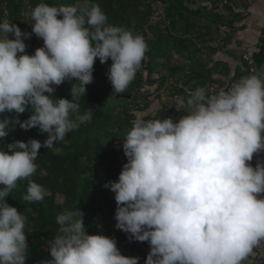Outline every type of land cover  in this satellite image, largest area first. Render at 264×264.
<instances>
[{
	"label": "clouds",
	"instance_id": "clouds-1",
	"mask_svg": "<svg viewBox=\"0 0 264 264\" xmlns=\"http://www.w3.org/2000/svg\"><path fill=\"white\" fill-rule=\"evenodd\" d=\"M31 18V33L0 21V141L17 125L38 128L47 139L0 148V264H26L27 218L6 198L27 181L23 199L44 200L47 190L31 179L35 161L42 147L53 149L91 121L93 110L80 114L77 101L94 81L96 60L112 61L107 78L124 93L148 51L142 35L108 24L90 0L40 3ZM32 35L44 44L29 55L25 39ZM65 81L71 100L54 95ZM172 102L185 113L181 118H137L123 139L128 162L118 182L105 184L115 193L116 228L150 244L145 264H242L264 244V160L250 163L264 152V68L227 89L210 93L201 86ZM56 222L51 259L42 264H139L121 254L115 238L89 235L75 206Z\"/></svg>",
	"mask_w": 264,
	"mask_h": 264
},
{
	"label": "trees",
	"instance_id": "trees-1",
	"mask_svg": "<svg viewBox=\"0 0 264 264\" xmlns=\"http://www.w3.org/2000/svg\"><path fill=\"white\" fill-rule=\"evenodd\" d=\"M232 1L90 0L104 11L108 24L142 35L148 51L134 81L124 93H116L107 78L112 61L109 59L101 64L99 59L96 60L94 81L87 86L86 95H81L77 101L80 114L86 113L89 108L93 110L91 121L73 130L53 149L42 147L35 161L37 171L31 179L47 190L44 200L28 202L23 199L28 188L27 181H21L6 198L7 203L27 218L26 264H42L51 259L48 242L58 233L56 217L73 206L84 213L89 235L102 234L115 238L121 254L123 248L130 252L141 249L147 259L150 244L130 240V234L116 228L115 193L105 184L118 182L122 168L128 162L123 152V139L132 122L139 118V113L145 114L142 117L145 120L169 117L178 120L185 113L172 110L163 101V95L173 100L175 97L187 98L188 93L197 87L213 88L211 84L216 80L212 79V75L220 71L221 65L209 69L196 56L202 51L207 55L208 52L217 53L218 48L213 44L223 42L226 46L229 43L227 41L232 37L236 22L242 18L241 13L235 12L236 6ZM40 3L75 6L82 4L83 0H0V21L7 18L22 32L31 33V11ZM159 8L163 14L155 18ZM222 28L228 32H221ZM25 43L29 55H34L35 50L44 44L35 35L25 39ZM244 55L243 60L250 67ZM260 56L258 65L262 66L264 50ZM152 87H155L153 91L150 90ZM132 92H135L132 102L119 99L121 103L114 102L107 108L109 100L115 95L129 96ZM54 95L71 100V83L65 81L56 87ZM157 102L160 108L150 111ZM9 115L15 116L14 113L3 114ZM28 118V112L19 116L21 121ZM30 139L43 143L47 134L41 133L38 128L24 131L17 125L0 141V148L14 141L27 142Z\"/></svg>",
	"mask_w": 264,
	"mask_h": 264
},
{
	"label": "crops",
	"instance_id": "crops-1",
	"mask_svg": "<svg viewBox=\"0 0 264 264\" xmlns=\"http://www.w3.org/2000/svg\"><path fill=\"white\" fill-rule=\"evenodd\" d=\"M233 1L232 3L236 6L235 12L242 14L241 20L236 22L232 37L227 41L229 43L226 46L223 42L217 45L213 44L214 47L218 48L217 53L208 52L206 59H203L209 69L214 65H221L220 71L212 75V79L216 80V83L211 84L213 88L209 89L210 93L226 89L240 78L252 74V69L243 60L244 54L250 56L256 67H259L258 70L264 68V64L262 66L258 65L261 59L260 55L264 50V0ZM170 108L172 110L176 109L174 104ZM254 157L264 160V152ZM256 248L264 251V244ZM122 255L131 258L138 257L139 264H145L146 261L141 249L130 252L129 249L126 251L123 248ZM242 264H264V256L256 259L252 253Z\"/></svg>",
	"mask_w": 264,
	"mask_h": 264
},
{
	"label": "built area",
	"instance_id": "built-area-1",
	"mask_svg": "<svg viewBox=\"0 0 264 264\" xmlns=\"http://www.w3.org/2000/svg\"><path fill=\"white\" fill-rule=\"evenodd\" d=\"M158 6H159V5H158ZM162 14H163V13H162V11H161L160 8H159V12H157V13L155 14V18H159V17H161ZM244 58L246 59V61H248V64L250 65V67H251V69H252V73H253L254 70H258V68H257L256 65L254 64V62H253V60L250 58V56H248V55H244ZM258 160H261V159L254 157L253 161L250 162V163L252 164V166H255ZM253 255H254V257H255L256 259H260V257L264 256V251H263V250L260 251V250H258L257 248H254V249H253Z\"/></svg>",
	"mask_w": 264,
	"mask_h": 264
},
{
	"label": "rangeland",
	"instance_id": "rangeland-1",
	"mask_svg": "<svg viewBox=\"0 0 264 264\" xmlns=\"http://www.w3.org/2000/svg\"><path fill=\"white\" fill-rule=\"evenodd\" d=\"M154 22H155V21H154ZM222 31H223V32H227V30H226L225 28H222ZM39 39H40V38H39ZM40 41H42V39H40ZM206 55H207L206 52L202 51V52H200V53L196 56V59H197V60H198V59H202V60H203L204 58L206 59V57H207ZM154 89H155V87H152L150 90L153 91ZM121 101H122V100H119V101L117 100L116 102H117V103H121ZM163 101H165V103H166L168 106H170V107L172 106V107H173V104H174V103L172 102V99H171V98H169V97L166 98V97H164V95H163ZM128 102H132V101H128ZM158 103H159V102H157V103L155 104L154 108H152L150 111L158 110V109L160 108V106H159ZM172 103H173V104H172ZM174 110H176V109H174ZM148 113H150V112H148ZM153 113H154V112H152V114H153ZM144 115H145V114H143V113H142V114L139 113V114H138V117H139V118H142Z\"/></svg>",
	"mask_w": 264,
	"mask_h": 264
},
{
	"label": "water",
	"instance_id": "water-1",
	"mask_svg": "<svg viewBox=\"0 0 264 264\" xmlns=\"http://www.w3.org/2000/svg\"><path fill=\"white\" fill-rule=\"evenodd\" d=\"M134 96H135V92H132L129 96L123 94H117L109 100L107 108H109L114 102H116L119 99L132 101Z\"/></svg>",
	"mask_w": 264,
	"mask_h": 264
}]
</instances>
